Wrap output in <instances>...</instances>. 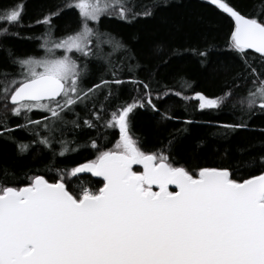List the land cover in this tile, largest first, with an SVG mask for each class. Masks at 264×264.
<instances>
[{
  "label": "snow or ice",
  "instance_id": "1",
  "mask_svg": "<svg viewBox=\"0 0 264 264\" xmlns=\"http://www.w3.org/2000/svg\"><path fill=\"white\" fill-rule=\"evenodd\" d=\"M209 2L235 21L230 47L241 55L252 49L264 64V19L246 18L226 0ZM65 8L78 9L81 25L75 33L55 39L51 18ZM128 10L126 0H64L36 21L46 26L40 45L44 56L11 59L18 66L15 74L0 70V100L4 102L0 122L5 132L12 131L6 123L9 111L17 117L23 114L27 124H44L45 128L71 124L75 129L81 126L78 107L100 120V113L92 109L100 100L111 107L119 100L121 85L136 86L133 91L137 92L140 86L145 90L130 103L117 104L105 120V127L119 130L114 147L102 150L92 140L84 146L97 150L95 158L70 169H57L58 176L51 182L44 175H35L25 186L0 183V264H264V156L245 162V167L259 165L262 171L242 180L234 178L230 167L207 166L192 172L175 165L163 149L142 150L130 132L129 117L134 109L147 104L159 110L147 83L122 79V66L111 61V54L101 57L105 43L113 52L124 46L89 23L98 25L105 15L127 19ZM23 11L22 0L0 10V36L18 35L10 28L22 26ZM262 11L264 5L257 9L258 17ZM198 54L206 56L207 52ZM8 55L12 57L10 49ZM93 57L103 58L108 68L88 87L84 80L90 77L88 59ZM245 65L253 79L240 103L246 105L248 115L257 107L264 112V74L257 73L247 60ZM128 70L134 69L130 66ZM232 95L229 89L218 98L196 93L195 99L202 110L217 109ZM100 108L105 110L106 104L101 103ZM33 110L49 113L44 118L49 124L31 119ZM70 115L76 119H68ZM171 118L166 113L162 116ZM84 124L96 127L91 120ZM38 142L53 157L79 149H70L71 142L61 140L57 153L52 140ZM19 148L23 153L28 145ZM137 165L142 170H134ZM3 172L11 175L7 169ZM240 172L237 166L235 174ZM80 173L102 178V187L70 188L65 175L70 178Z\"/></svg>",
  "mask_w": 264,
  "mask_h": 264
},
{
  "label": "trees",
  "instance_id": "2",
  "mask_svg": "<svg viewBox=\"0 0 264 264\" xmlns=\"http://www.w3.org/2000/svg\"><path fill=\"white\" fill-rule=\"evenodd\" d=\"M22 2L23 24L10 28L18 35L0 36V70L13 74L18 71V66L12 64L11 59L44 56L45 51L40 45L46 26L36 21L56 10L64 0ZM226 2L246 18L264 19V11L257 16V9L264 5V0ZM16 3L17 0H0V10ZM126 3L129 5L127 19L105 15L98 25L89 23L124 46L113 52L112 47L105 43L101 52V57L111 54V61L122 66L120 77L141 80L149 85L148 90L159 111L145 104L143 108L134 109L129 117L130 132L138 139L142 150L153 152L163 149L175 165L184 166L192 172L200 167L217 166L230 167L234 178L240 180L261 174L259 165L253 168L244 165L253 157L264 156V112L257 107L248 115L246 105L240 100L251 87L253 79L248 74L250 70L245 60L261 74H264V64L260 55L249 50L241 55L230 47L231 33L235 30L232 18L209 0H126ZM145 10L151 14L144 15ZM133 13L140 14L133 16ZM51 23L54 26L52 36L59 39L75 33L80 28L81 17L78 9L65 8L51 18ZM158 48L160 51H157ZM9 49L12 57L8 55ZM200 52H207V55L201 56ZM137 64L139 67H135ZM88 65L90 77L84 80V84L90 87L108 68V64L103 58L93 57L88 59ZM130 66L134 69L131 72L128 70ZM233 84L236 87H232ZM134 87L127 83L121 85L119 100L112 102L111 107H107V102L103 100L98 101L92 111L100 113V120L78 107L76 111L81 126L75 129L71 124L59 127L49 124L44 118L50 114L39 110H33L29 115L33 120L49 124L48 128L44 124H27L23 114L17 117L7 112L6 123L12 131H3L4 123L0 122V132H3L0 135V183L25 186L35 175H44L51 182L58 176L57 169H70L95 158L97 150L84 146L92 140L102 150L114 147L119 139V130L105 127V120L110 119L111 111L116 110L117 104L130 103L133 97L145 91L142 86L138 92L133 91ZM229 89L233 95L217 109L202 110L199 101L194 100L196 93L211 99L225 95ZM3 103L0 100V114L4 111ZM101 103L106 104L103 111ZM165 113L172 118L162 119ZM68 119H76V116L70 115ZM84 120H91L96 127L89 128ZM242 122L247 127H224ZM45 138L53 141L52 148L57 153L61 149V140L71 142L68 145L70 149L77 146L79 149L69 151L65 156L57 154L53 157L52 151L38 142ZM20 144L28 145L23 153ZM237 166L241 167L238 175L235 174ZM4 169L11 175L5 176ZM137 169L142 170L134 168ZM65 181L70 188L83 185L95 190L102 187L100 180L87 175L70 178L65 175Z\"/></svg>",
  "mask_w": 264,
  "mask_h": 264
},
{
  "label": "water",
  "instance_id": "3",
  "mask_svg": "<svg viewBox=\"0 0 264 264\" xmlns=\"http://www.w3.org/2000/svg\"><path fill=\"white\" fill-rule=\"evenodd\" d=\"M233 20V19H232ZM234 21V20H233ZM234 23H235V21H234ZM249 51H252V52H254V50H252V49H248ZM255 53V52H254ZM256 54H258V53H256ZM258 55H260V54H258ZM194 100H196L195 99V97H194ZM10 104V103H9ZM11 106V105H10ZM137 167H140V166H134V168H137ZM84 175H87V176H91V177H93V178H95V179H97V180H100L101 181V179L102 178H99V177H94V176H92V174L91 173H80V174H78L77 175V177H80V176H84ZM173 188H174V186H172ZM171 190V189H170Z\"/></svg>",
  "mask_w": 264,
  "mask_h": 264
},
{
  "label": "rangeland",
  "instance_id": "4",
  "mask_svg": "<svg viewBox=\"0 0 264 264\" xmlns=\"http://www.w3.org/2000/svg\"><path fill=\"white\" fill-rule=\"evenodd\" d=\"M57 54H59V51H58V53Z\"/></svg>",
  "mask_w": 264,
  "mask_h": 264
}]
</instances>
